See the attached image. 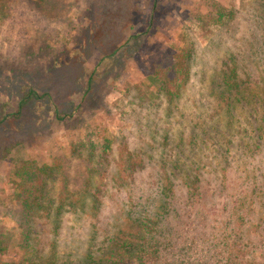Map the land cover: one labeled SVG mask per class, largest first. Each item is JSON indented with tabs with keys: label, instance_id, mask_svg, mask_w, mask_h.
I'll return each mask as SVG.
<instances>
[{
	"label": "rangeland",
	"instance_id": "374dc122",
	"mask_svg": "<svg viewBox=\"0 0 264 264\" xmlns=\"http://www.w3.org/2000/svg\"><path fill=\"white\" fill-rule=\"evenodd\" d=\"M0 8V264H76L94 230L76 197L89 177L83 190L101 198L99 223L111 222L123 152L144 161L136 192L163 153L170 163H208L202 149L190 154L192 136L210 151L228 147L234 166L245 161L248 114L230 121L218 103L235 64L244 86L262 66L264 0H0ZM29 87L51 99L9 116Z\"/></svg>",
	"mask_w": 264,
	"mask_h": 264
},
{
	"label": "trees",
	"instance_id": "16d2710c",
	"mask_svg": "<svg viewBox=\"0 0 264 264\" xmlns=\"http://www.w3.org/2000/svg\"><path fill=\"white\" fill-rule=\"evenodd\" d=\"M261 65L246 86L237 79V64L221 81L219 109L234 122L248 114L245 161L234 166L228 147L210 151L199 144L201 136H192L190 154L202 149L209 162L187 157L170 163L163 153L155 177L136 192L130 184L143 158L121 153L116 175L121 201L111 222L99 223L101 198L96 190H83L89 177L76 197L77 212L94 223L93 246L76 264H264V58ZM45 98L51 99L48 92L29 87L9 116L19 118L28 103ZM204 136L211 139L206 131ZM232 169L238 172L234 178Z\"/></svg>",
	"mask_w": 264,
	"mask_h": 264
}]
</instances>
